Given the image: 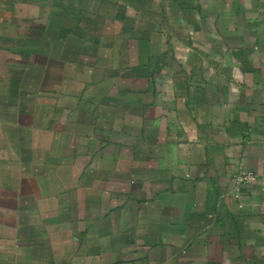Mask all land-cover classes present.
<instances>
[{
  "label": "crops",
  "instance_id": "crops-1",
  "mask_svg": "<svg viewBox=\"0 0 264 264\" xmlns=\"http://www.w3.org/2000/svg\"><path fill=\"white\" fill-rule=\"evenodd\" d=\"M263 142L264 0H0V264H264Z\"/></svg>",
  "mask_w": 264,
  "mask_h": 264
},
{
  "label": "built area",
  "instance_id": "built-area-1",
  "mask_svg": "<svg viewBox=\"0 0 264 264\" xmlns=\"http://www.w3.org/2000/svg\"><path fill=\"white\" fill-rule=\"evenodd\" d=\"M263 144H264V142H263ZM263 162H264V160H263ZM251 179H254V175H253V173L248 172V173H246V175L243 177L242 180H251Z\"/></svg>",
  "mask_w": 264,
  "mask_h": 264
}]
</instances>
